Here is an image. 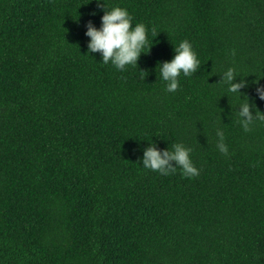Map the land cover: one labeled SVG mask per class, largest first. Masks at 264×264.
Listing matches in <instances>:
<instances>
[{"label":"trees","instance_id":"1","mask_svg":"<svg viewBox=\"0 0 264 264\" xmlns=\"http://www.w3.org/2000/svg\"><path fill=\"white\" fill-rule=\"evenodd\" d=\"M104 4L144 23L136 64L88 52L97 0H0V264H264V0ZM173 144L195 176L143 167Z\"/></svg>","mask_w":264,"mask_h":264},{"label":"clouds","instance_id":"2","mask_svg":"<svg viewBox=\"0 0 264 264\" xmlns=\"http://www.w3.org/2000/svg\"><path fill=\"white\" fill-rule=\"evenodd\" d=\"M97 7L102 9L99 27L91 21L85 24V35L87 40V50L89 53L99 52L100 61L111 63L116 68H123L127 64H136L141 54L142 48L146 45V28L143 22L132 23V18L127 9L118 5H113L106 9L104 0H97ZM174 54L170 60L160 62L158 65L160 79L165 82L168 91L177 88V76L182 72L188 75L193 72L199 60L190 42L186 39L180 40L174 47ZM227 80L232 79V68L225 73ZM240 85L232 83L229 90L235 92ZM261 98H264V90L257 89ZM240 116L249 117L247 103L241 105ZM260 114H257L259 116ZM241 123H246L242 121ZM247 131V128H245ZM221 152H227V146L221 142L219 144ZM173 150H165L163 153L155 147L149 146L144 150L143 167L168 174L164 165L168 159L175 160L180 166L182 175L195 176L198 169L193 166L189 149L180 144H173ZM172 168L171 171H175Z\"/></svg>","mask_w":264,"mask_h":264}]
</instances>
